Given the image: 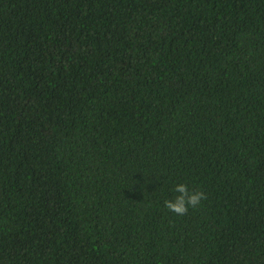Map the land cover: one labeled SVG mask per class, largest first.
Wrapping results in <instances>:
<instances>
[{
	"label": "trees",
	"instance_id": "16d2710c",
	"mask_svg": "<svg viewBox=\"0 0 264 264\" xmlns=\"http://www.w3.org/2000/svg\"><path fill=\"white\" fill-rule=\"evenodd\" d=\"M0 264H264V0H0Z\"/></svg>",
	"mask_w": 264,
	"mask_h": 264
},
{
	"label": "clouds",
	"instance_id": "9594fccd",
	"mask_svg": "<svg viewBox=\"0 0 264 264\" xmlns=\"http://www.w3.org/2000/svg\"><path fill=\"white\" fill-rule=\"evenodd\" d=\"M173 192L178 195L174 199L165 200L164 206L179 216L186 215L190 208H196L206 199L203 191L190 192L186 184H176Z\"/></svg>",
	"mask_w": 264,
	"mask_h": 264
}]
</instances>
